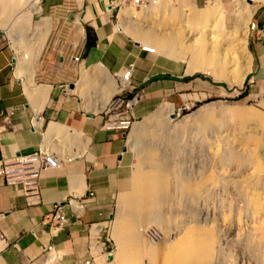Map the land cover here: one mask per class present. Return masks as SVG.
I'll list each match as a JSON object with an SVG mask.
<instances>
[{"label": "crops", "instance_id": "0c3cea01", "mask_svg": "<svg viewBox=\"0 0 264 264\" xmlns=\"http://www.w3.org/2000/svg\"><path fill=\"white\" fill-rule=\"evenodd\" d=\"M61 1L62 19L53 22L38 56L35 83L18 73L21 63L31 58L22 62L5 49L0 31V127L5 126L0 133V160L42 146L65 148L57 138L62 132L72 153L61 167L41 172L39 204L29 205L19 186L0 179V264H86L87 260L97 264L110 259L105 227L132 180L127 137L119 130L101 128L98 104L86 108L104 96L105 80L98 70L119 81L125 67L135 64L132 81L143 91L135 107L138 118L189 87L192 73L184 61L145 51L115 24L116 8L110 0ZM211 1L218 0H207L205 7ZM251 5H255L253 32L264 36V0H252ZM76 55L79 61H74ZM260 59L263 66L262 50ZM86 79L99 82L98 93L84 92ZM57 203L64 206L69 224L53 234L45 215ZM50 245L54 251L45 252Z\"/></svg>", "mask_w": 264, "mask_h": 264}, {"label": "rangeland", "instance_id": "374dc122", "mask_svg": "<svg viewBox=\"0 0 264 264\" xmlns=\"http://www.w3.org/2000/svg\"><path fill=\"white\" fill-rule=\"evenodd\" d=\"M14 1V3H11L10 0H0V31L4 36L5 49L12 51L16 56L19 55L22 58V62L25 60V54L31 58L29 61H26L29 58L26 59L24 64L21 63L18 73L22 77L26 76V78L32 79L31 81L34 82L33 70L37 68L38 56L48 35L52 31L53 22L56 21V18L62 19V12L65 6L62 5L61 0H39L38 6H40L41 10H36L34 7H31L32 0L20 2V5L17 3L19 0ZM163 1L160 0L159 7L154 5L155 7L152 6L153 8L151 7L152 9L150 8L151 10L149 11L147 9L126 8L130 10L131 18L129 19V23L127 22L130 32L129 34L128 32L125 33L137 42L141 41L132 33H135L138 29H141L140 31L150 29V32L155 34L156 37L160 36L158 37L159 39H167L169 37L168 39L174 42H169V44L171 43L175 46L168 44L170 47L172 46L170 50H164L161 47V51L164 52L158 49L160 46L156 48L153 45L145 44V42L139 44L148 46L154 54H163L175 59L179 58L178 60L184 61V64L187 65V68L192 74L189 75L191 78L187 80L189 85L188 89L176 93L173 95V99L163 101L146 117L139 118L130 133H128L127 142L130 154L129 167L131 180L136 172L137 162H139L138 159L140 160L139 156L146 155L149 157L151 154L150 150H152L155 154L169 157L168 159L166 158L168 161L176 160L178 167L182 168L181 171L185 169L182 174H185V178L191 180L193 183L196 193L193 197L199 200L193 197H190L191 199L186 198L187 202H184L186 201L185 198L184 200H177L180 196L175 195L177 193H174L176 192L174 190V195H171V199H169L170 197L167 198L163 203L164 205L161 206L162 208L164 207L161 210L166 215H169L171 219L174 217L175 219L173 220L177 222L180 220L182 223L179 224L182 227H177L176 224H173L170 228L165 229L153 217V221L150 224L147 223L148 225L146 227L144 225L139 227L137 231L138 239L136 241L129 239L127 240L129 246L125 242L124 244L127 246H123L122 240L116 234L117 222L125 217L126 211V206L121 202V194L112 211V217L109 219L104 231V234L108 237L106 251L110 255V259L105 258L104 261L100 260L97 264H118L117 261H119L123 247H126V250L130 249L127 252L128 256L130 255L131 257L132 255V257H135V254L138 252L135 254L133 252L138 251L137 248L139 246L137 245L139 244V240L151 249L155 248L154 250L156 251L166 253L169 250L167 246L170 248V245L173 244L172 242L179 244L182 241L184 242L185 238L190 237L191 232L188 230L190 227L195 228L199 233L215 230L214 233L218 241L216 244L217 255L215 256L213 264H264V250L255 245L259 250L256 251L248 240L250 232L252 231L251 227L254 223L256 222V225H259V223L264 222V65L262 66L260 59L261 50L264 51V36L259 37L257 33L253 32L252 20L254 13L249 9L251 8L255 12V5H250L251 2H248V0L211 1L206 7L207 0H193L194 5L191 0H165L167 5L162 4ZM15 3L19 6L13 7L16 6ZM61 5L62 7H60ZM192 6L200 9L193 8ZM217 9L224 10V13L228 14L235 11H250L253 16L249 14L251 16L249 30L246 29V32H243L245 35H243L240 27L236 24L233 25L231 21L229 27L233 28L234 26L235 30L233 28L226 32V34H223L224 36L222 35V38L221 36H217L218 39L216 38L213 44L207 39L209 33L205 29L206 25L209 26L208 24H212L213 19L210 20L211 23L208 21L205 22V26H202V23L197 22L195 17L201 12H216ZM123 10L121 9L120 14L118 8L114 11L113 18L115 24L118 26H123ZM195 10H198L197 13ZM221 10L217 13L221 14ZM194 12L196 13L195 16ZM182 15L185 16L182 18ZM187 15H193L194 20ZM183 21L186 24L181 23ZM196 23L199 24L195 26ZM188 27L189 29H187ZM183 28L186 30L184 31ZM210 28H212L211 25ZM188 30L192 31V33ZM237 32L239 36H237ZM230 34H233V36ZM176 36L179 38L176 39ZM200 37L203 38L201 41L199 40ZM226 38H228V41ZM197 39L199 42H197ZM202 40H206L208 50L211 51L210 48H212L216 57L218 53H221L216 61L221 67L219 71L221 70L224 76H228L229 81L234 80V86L229 87L224 81H214L210 76L200 70H197L198 72L192 71L189 62L191 61L190 59L193 53L197 54V51L200 50L203 43ZM244 41H246L245 44L243 43ZM234 42L238 44H234ZM219 44L221 48H218L220 47ZM173 47L175 49L177 48L176 53ZM257 47L258 49L261 48L258 53L256 52L257 50L255 51ZM216 49H221L222 51H216ZM181 54L182 56L186 55L185 58L180 57L179 55ZM214 54L212 53V55ZM244 58L247 61H244ZM243 70L247 72L245 78L240 77V73ZM97 74L104 77L105 80L102 84L104 96L92 104L91 107L87 106L86 108L88 110L92 107L95 108L96 104H98L97 108L104 102L107 105L112 96L118 93L120 89V81L111 74L106 73L105 75L99 70ZM107 75L117 83V89L111 90L110 96L107 95L109 90V82L106 80ZM207 82H209V86H207L209 88L205 87ZM98 85L99 82L96 79H86L84 82V88H86L84 92L94 95L99 92L97 90ZM157 113L160 114L161 122L174 127V130L177 128L175 131L180 133L178 138L172 136L173 134L176 135V132L173 130L172 133H174H170L171 138L164 146L163 144L161 145L160 140H158L159 144L157 137L154 139L152 134L145 137L146 139L144 141L135 142L133 135L134 127L138 124L149 123L150 127L154 128L157 126V123L152 117ZM206 123H209V126ZM64 136H66V133L62 132L57 138H59V142L65 148L60 147L58 149L56 147V149L65 152V156L68 154L70 156L72 153H69L66 148L70 141H66ZM174 140H177L180 145L182 144V149L181 147H176L177 145H175ZM179 148L181 150L177 151ZM145 149L148 150L146 153H144ZM227 151L236 152L238 158H233L234 155L228 154L230 156L229 158L232 156L231 160L222 161L221 157ZM240 156L241 158H239ZM218 157L219 160L216 159ZM190 172L192 173L190 174ZM210 175L213 177L216 176L213 179L214 182H210L212 179H208L211 178ZM215 180L217 181L216 183ZM209 184L210 186H208ZM131 190L133 191L132 185L127 193L131 192ZM190 201L194 206L199 201L200 204L194 207L192 203H188ZM175 204L178 206L177 209H175ZM184 204H188L187 207L190 208L185 207ZM182 206L185 210L181 208ZM196 207L200 209H196ZM193 211L196 212L191 213ZM184 223L185 225H183ZM178 230L180 234H178ZM185 233L188 236H185ZM159 248L161 249L159 250ZM164 248L167 250L165 251ZM134 249L135 251H133ZM141 254L139 255L138 253L139 257L136 255L139 262L141 264H148L149 257Z\"/></svg>", "mask_w": 264, "mask_h": 264}, {"label": "bare ground", "instance_id": "6f19581e", "mask_svg": "<svg viewBox=\"0 0 264 264\" xmlns=\"http://www.w3.org/2000/svg\"><path fill=\"white\" fill-rule=\"evenodd\" d=\"M23 1H27V0H19V2H17V3H19V5H20V2H23ZM161 1H163V0H161ZM10 2L14 3L15 1L10 0ZM38 2H39V0H32L31 1V3H32L31 7H34L36 10H41L40 6H38ZM159 4H160V2L155 6L159 7ZM162 4L167 5L165 0L162 2ZM15 5H16V3H15ZM18 6L16 5L13 7H18ZM151 9L149 8V9H147V11H149ZM215 9H216V7H215ZM219 10H221V9H219ZM219 10L217 9L216 12H211V11H206L204 13L201 12L200 14H197L195 17V20L199 23H202V26L206 25L205 22L209 21V23H211L210 20L213 19L212 24H208L209 26L206 25V27H205L206 32L209 33V36H207L208 37L207 39L209 41H211L213 43V41L216 40L217 36H221V38H222L223 34H226V32L233 29L234 26H233V28L229 27V23L231 21H232L231 23L233 25L236 24L237 26H239L241 31H242V34L245 35L244 33L246 32V29L249 30V24L251 21V16H253V15H251L250 11H247L245 9L246 12L245 11H240V12L235 11L233 13L228 14V13H224V10L223 11L221 10V12H220L221 14H218ZM249 10H251V12L254 13L251 8ZM129 11H130L129 9L123 10V13H122V16H123L122 22L123 23L121 22L123 27H120L123 32H128V34H129L130 30L128 29L129 27L127 25V22L129 23V19L131 18ZM195 11L197 13L198 10H195ZM247 12H249V13H247ZM196 13L194 12V16ZM249 14L251 16H249ZM8 15H11V14H8ZM190 15L189 16L187 15V16L192 17V19H193V15L192 16H190ZM183 16H185V15H182V18H183ZM179 18H181V16H179ZM181 23H185V22L183 21ZM203 23H205V24H203ZM198 24L196 23L195 26H197ZM210 25L212 28H210ZM208 27H209V29H207ZM117 29H119V27H117ZM187 29H189V27ZM138 30L140 31L141 29H138ZM138 30H136L135 33L133 32L132 34H135L134 36L138 37V40H140L141 42H143V43L145 42V44L147 43V45H153L156 48H157V46H160L158 49H160L162 47V48H164V50H167V49L170 50V48L172 47V46L171 47L169 46L171 44V43L169 44V42H173V41L171 39L169 40L168 39L169 37H167V39H165V38L159 39L158 37H160V36L156 37L155 34L150 32L151 31L150 29H147L145 31H140V32ZM183 30L185 31L186 29L183 28ZM234 30H235V28H234ZM188 31H190V30H188ZM190 32L192 33V31H190ZM194 32H195V30H194ZM234 32H236V31H234ZM208 33H205V34H208ZM205 34H203V35L206 36ZM190 35H189V37H190ZM230 35L233 36V34H230ZM178 36H179V34H178ZM199 36H200V34H199ZM237 36H239V33ZM173 38H175V37L173 36ZM178 38L176 36V39H178ZM195 38H194V40H195ZM201 39H203V38L200 37L199 40L201 41ZM226 39L228 41V38H226ZM199 40L197 42H199ZM205 41L206 40L203 41L202 46H201L199 51L194 49L198 53L197 54L193 53V55L190 59L191 61L189 62L190 63L189 65L192 68V71L200 70L203 73H205L206 75L210 76L214 81H218V82L224 81L228 84L229 87L234 86L235 81L234 80L229 81L227 78L228 76L227 77H226V75L224 76V74L221 73V70L219 71V68H221V67H220V64L216 63V61L218 60L217 58H218V56H220L221 53L220 54L218 53V55L216 57L215 56L216 54H214V52L212 51L213 50L212 48H210L211 51L208 50V47H207L208 45L206 46L207 42H205ZM141 42H138V43H141ZM245 42L246 41H244L243 43L245 44ZM215 44H218V43H215ZM229 44H230V42H229ZM232 44H233V42H232ZM234 44H238V43L234 42ZM171 45H174V44H171ZM219 46H220V44H219ZM144 47H146L147 49H149L151 51V49L148 46H144ZM17 48H18V45H17ZM173 48L172 49L175 50V53H176L177 48L176 49H175V47H173ZM218 48H221V46ZM161 49H160V51H161ZM217 50H221V49H216V51ZM161 52H164V51H161ZM210 52H212L214 55H212V53H210ZM179 56L181 57L182 54ZM185 56L186 55H184L182 57L185 58ZM17 57H19V55ZM243 57H244V55H243ZM28 58H29L28 55L25 54V59H28ZM244 61H247V59L244 58ZM248 61H250V59H248ZM218 65H219V67H218ZM245 68H247V67L245 66ZM246 75H247L246 70H243V72L240 73L241 78H245ZM113 80H111V78L107 76V81L110 83V84L108 83L109 90L107 93V95H109V96L111 95V92H110L111 90L117 89V83H115V80L113 82ZM208 83L209 82H207V85L205 87L209 86ZM207 88H209V87H207ZM105 106H106V103L104 102L96 110L101 111L105 108ZM152 118L157 123V126L152 128V127H150L149 123H142V124L136 125L134 127V131H133L134 140H135V142H141V141H144V139H146L145 137L152 134V136H154L153 138L156 139V137H157V141L160 140L161 145L163 144V146H164V145H166V142L170 140V138H171L170 133H172V131L174 130V127H171L168 124L165 125V123L161 122V120H160L161 117H160L159 113L155 114ZM206 125L209 126V123H206ZM175 134L176 135L173 134L172 136H175L178 138V135L180 133L176 132ZM163 140L165 143L163 142ZM174 141H175V145H177L176 147H181L182 144L180 145L177 140H174ZM158 143H159V141H158ZM168 144H170V143H168ZM148 145H151V144H148ZM176 147H173V148H176ZM181 149H182V147H181ZM181 149L179 148V149H177V151L181 150ZM146 151H148V150L145 149L144 153H146ZM150 153L151 154L149 157L146 155L145 156L144 155L139 156L140 160L138 159L139 162H137L138 164H137V167L135 170L136 172H135L133 179H132L133 180V183H132L133 191L131 190V192H129V193H127V192L123 193L122 197H121V200H122L121 202L126 206V211L124 208L125 217L121 221L117 222L116 234L118 235V238L122 240L123 246L128 245L127 240H129V239L132 241H136V239H138L137 238V235H138L137 231H138L139 227L142 225H144L146 227V225H148L147 223L150 224L151 221H153L152 220L153 217H155L157 219V221L165 229L170 228V226L173 224H176L177 227H180L181 225L179 223H182V222H180V220H179V222H177V221L173 220V219H175L174 217H173V219H171V217L169 215H166L165 213H163L161 209H163L164 207L162 208L161 206L164 205L163 203L167 200L168 197H170L169 199L172 198L171 195H174L173 194L174 190L176 191L174 193H177L175 195H177L178 197L180 196V198H177V200L178 199L184 200V198H185L186 201H184V202H187L186 198L191 199L190 197H193L194 194L196 195V193L194 191L195 188L193 186V183L191 182V180H187L185 178V176H186L185 174L184 175L182 174V173H184L183 171L185 169H183V171H181L182 168L178 167L176 160L170 159L171 161H168V160H166L167 157L161 156V154L160 155L155 154V153H153L152 150H150ZM224 154L225 155L232 154V155H234L233 158L237 157L236 152L233 153V151H227ZM224 154L221 157L222 161H228L229 159L231 160L232 156H231V158H229L230 157L229 155L225 156ZM239 158H241V156ZM216 159L219 160V157ZM225 159H227V160H225ZM191 173L192 172H190V174ZM211 175H210L211 178H208V179L213 180L216 176L213 177ZM212 180L210 182H214V180L213 181ZM216 182L217 181L215 180V183ZM218 183H219V181H218ZM205 185H207V184H205ZM208 186H210V184ZM196 199H198V198H196ZM180 202H182V201H180ZM180 202H179V204H180ZM195 202H197V201H195ZM199 202L196 203L195 206L197 204H200ZM122 203H120V204H122ZM188 203L191 204L192 202L190 201ZM175 206H176L175 209H177L178 206L176 204H175ZM184 206L187 207L188 204L187 205L184 204ZM192 206H194L193 203H192ZM181 208L183 209V206ZM187 208H190V207H187ZM192 209H195V208H192ZM196 209H200V208L196 207ZM173 210H174V208H173ZM183 210H185V209H183ZM195 212L196 211H193L191 213H195ZM167 216H169V217H167ZM171 216H172V214H171ZM183 225H185V223ZM190 228H188L189 232H191L190 237L185 238L184 242L182 241L179 244H175V242H172L173 244L170 245V248H169V246H167V248L169 250L166 253H163L161 251H156V250H154L155 248L151 249L149 246H145L144 243H141L140 240H139V244L137 245V246H139L137 248L138 251H135V249H134L133 251H135V252H133V253L135 254L136 252H138L139 255H140V253H142L141 255L144 254V256L147 255L149 257L148 264H213L215 256L217 255L216 244L218 241L217 236L214 233L215 230H213V231L209 230V231H204V232L199 233V231H196L195 228H193V227H190ZM251 229H252V231L250 232V235L248 237L249 242L256 249V251L258 250L257 247L264 250V222L259 223V225H256V222H255L254 225L251 227ZM140 232H142V231H140ZM178 234H180L179 230H178ZM176 235H177V232H176ZM141 236H142V234H141ZM185 236H188V234H186ZM143 239H145V238L143 237ZM168 239H171V238H168ZM168 239H167V241H169ZM178 241H180V240H178ZM124 242L127 245L124 244ZM121 247H122V245H121ZM156 249H158V248L156 247ZM160 249L161 248H159V250ZM129 250L128 249L126 250V247H123V250L120 253L121 256L119 258V261H117L118 264H141L139 262V259L137 258L138 253L135 254V257L134 256L132 257V255H131V257H132V259H131L130 255L128 256V253H127ZM166 250L167 249H165V251ZM162 251H164V250H162ZM133 253H131V254H133ZM260 255H261V253H260ZM260 257L262 258V255ZM134 258H136V259L133 260Z\"/></svg>", "mask_w": 264, "mask_h": 264}, {"label": "built area", "instance_id": "2783aa9c", "mask_svg": "<svg viewBox=\"0 0 264 264\" xmlns=\"http://www.w3.org/2000/svg\"><path fill=\"white\" fill-rule=\"evenodd\" d=\"M159 2L160 0H110V5L118 8L120 14L121 9L137 8L144 10L157 5ZM143 49L152 52L146 47ZM74 60L79 61L80 56H74ZM134 69L135 64L130 63L125 67L122 74H119V92L110 99L100 114L101 128L109 131L119 130L126 137L138 122L135 107L140 103L143 93L133 84ZM4 130L5 126H1L0 133ZM69 160L68 155L65 156L58 150L42 146L32 153L19 154L11 159L0 160V179H3L8 185L19 186L27 203L36 205L42 201L38 183L41 172L49 168H59ZM72 203L73 199H70L69 204ZM45 223L49 225L53 234H58L67 228L69 218L61 203H57L54 209L45 215ZM14 245L18 246L17 243ZM54 249V246L50 245L45 248V252H51ZM91 263L90 260L86 261V264Z\"/></svg>", "mask_w": 264, "mask_h": 264}, {"label": "clouds", "instance_id": "9594fccd", "mask_svg": "<svg viewBox=\"0 0 264 264\" xmlns=\"http://www.w3.org/2000/svg\"><path fill=\"white\" fill-rule=\"evenodd\" d=\"M112 7H113V6H112ZM113 8H115V7H113ZM15 57H16V55H15ZM73 59H74V57H73ZM74 61H75V60H74ZM116 94H117V93H116ZM113 96H114V95H113ZM113 96H112V97H113ZM109 101H110V100H109ZM138 119H139V118H138ZM127 137H128V136H127Z\"/></svg>", "mask_w": 264, "mask_h": 264}, {"label": "trees", "instance_id": "16d2710c", "mask_svg": "<svg viewBox=\"0 0 264 264\" xmlns=\"http://www.w3.org/2000/svg\"><path fill=\"white\" fill-rule=\"evenodd\" d=\"M90 33V31H88ZM90 35V34H89ZM89 44H90V41H89ZM191 77H189L188 79H190Z\"/></svg>", "mask_w": 264, "mask_h": 264}, {"label": "water", "instance_id": "95a60500", "mask_svg": "<svg viewBox=\"0 0 264 264\" xmlns=\"http://www.w3.org/2000/svg\"><path fill=\"white\" fill-rule=\"evenodd\" d=\"M252 0H248V2H251ZM110 258V257H109Z\"/></svg>", "mask_w": 264, "mask_h": 264}]
</instances>
